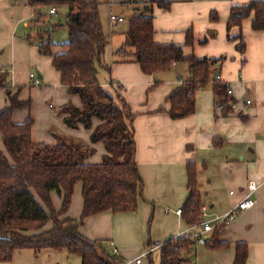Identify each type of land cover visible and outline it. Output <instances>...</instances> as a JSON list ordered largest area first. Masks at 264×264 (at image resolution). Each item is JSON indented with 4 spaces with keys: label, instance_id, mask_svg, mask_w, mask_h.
Masks as SVG:
<instances>
[{
    "label": "crops",
    "instance_id": "obj_1",
    "mask_svg": "<svg viewBox=\"0 0 264 264\" xmlns=\"http://www.w3.org/2000/svg\"><path fill=\"white\" fill-rule=\"evenodd\" d=\"M250 1L173 0L170 11L154 8V38L157 43L182 46L185 56L225 57L226 61L216 66L220 69V75L216 76H220L221 82L228 84L233 91L232 96H227L228 100H232V111L228 114L217 110L218 103L212 87L197 93L196 111L193 115L179 120L170 118L167 98L190 78L187 63L175 64L170 70L174 72L171 80L155 87L156 77L160 73L146 75L138 64H116L112 58L110 80L100 79L103 89L110 93L113 94L118 89L132 112L137 115L133 127L137 145L136 161L144 182V199L140 202L137 213L119 215H132L139 219L136 222L137 228H131L130 232L140 234V241H144L145 218L155 211L159 223L153 227L151 246L148 248L155 250L151 254L152 259L147 258L148 256L144 258L152 264L155 253L159 254L160 261L157 244L161 245L170 238L194 236L202 231L201 226H187L181 214L177 213L188 197L189 163L195 164L197 169L198 188L202 196L201 212L206 207L211 219L221 217L237 206L246 195L250 181H255L260 186L252 195L255 206L240 212L226 224L221 241L229 244V248L210 252L195 245L184 252L183 264H187L191 258H195L196 264H201L206 253H211L212 262L209 264H234L237 243L248 244L247 264H264V32L253 31V17L245 21L243 30L247 34V44L244 55L236 50L235 43L227 40L231 8ZM38 10L30 7L27 0H0V69L2 73L10 75L12 94L21 88L19 98L22 101H27L26 96L21 94L22 88L41 85L34 84L31 79V74H34L31 70L36 68L38 76L35 75L40 82L43 80L49 84L54 94L61 93V99L64 100L62 104L66 102V105L71 101L76 107H81L82 103L77 95L64 99V93L68 89L61 84V76L53 68L52 60L35 54L33 48L17 36L21 24L25 22L27 28L28 20L34 19ZM213 12L217 13L219 22L211 21ZM111 16L125 19L124 15ZM191 27L195 29L197 39L207 40L205 45L197 43L194 48L186 47L185 33ZM233 32L236 34L238 29ZM125 33L126 31L121 32L124 37ZM54 50L61 51L59 48ZM21 55L24 57L21 58ZM68 94L71 95L69 92ZM248 100L251 105H247ZM8 104L7 91L0 88V111ZM49 106L51 109L55 108L52 104ZM160 108L165 111L159 112ZM30 116L35 118L32 130L34 143L55 145L58 136L56 133L50 134L51 124H54L63 130L64 136L61 138H81L91 144L92 131L83 127L75 130L68 128L64 117L59 114L49 117L46 124L36 125L33 103L31 109L16 111L13 121L24 123ZM63 123L66 128L61 126ZM98 124L95 121L94 128ZM92 146L96 147V153L87 163L99 164L105 148L101 143ZM51 198L55 209L59 211L62 198L57 193H53ZM82 211V186L79 184L75 188L71 207L62 220L69 218L79 222ZM115 217L111 212L91 216L80 227V233L89 240L111 241L113 245V241L121 238V225L124 221L122 218L118 224H114ZM53 228L54 224L50 222L30 235H41ZM207 238L210 239L211 234ZM114 249L120 255V250L117 247ZM35 254L30 249L21 250L15 253L12 261L0 264H30Z\"/></svg>",
    "mask_w": 264,
    "mask_h": 264
},
{
    "label": "trees",
    "instance_id": "obj_2",
    "mask_svg": "<svg viewBox=\"0 0 264 264\" xmlns=\"http://www.w3.org/2000/svg\"><path fill=\"white\" fill-rule=\"evenodd\" d=\"M27 3L45 11L64 6L68 9V41L62 44L50 39L43 41L41 34L39 53L52 60L61 84L82 102L81 107L69 102L60 107L58 114L64 117L68 128L92 131L91 144H103L105 154L101 163L89 164L87 160L96 153L91 144L61 137H57L55 145L34 143V119L30 116L24 123L13 121L14 113L31 109L32 102L20 100V89L12 94L9 73H0V88L6 89L9 103L0 111V262H10L18 251L30 249L37 254L43 250H66L79 257L81 264H124L121 256L106 253L104 241H92L80 233V227L89 217L105 212L137 213L144 199V182L136 161L135 115L118 89L112 94L100 83L99 66H105L103 57L110 40L101 23L99 3L97 0H27ZM172 3L173 0H147L144 10L134 13L128 20L124 43L113 55L114 63H136L146 75L169 72L175 64L187 63L190 78L167 98L170 118L179 120L193 115L197 93L210 84L217 103L224 105L223 113L228 114L232 111V100L227 99L229 85L211 80L212 70L225 58L185 56L182 46L155 41L154 8L170 10ZM251 17L253 31L264 32V0H251L231 8L228 39L238 41L241 55L246 52L242 27ZM210 18L217 22V13L213 12ZM234 29L238 32L232 36ZM206 42V39L201 41ZM192 43L193 34L189 30L187 44ZM55 48L61 51L55 52ZM105 68L110 71L109 66ZM163 111L164 108L159 109ZM95 121L99 124L94 128ZM187 179L188 197L181 218L189 227L201 226L202 196L193 163L187 165ZM79 184L83 197L80 221L62 220ZM53 193L62 198L59 211L53 205ZM50 222L54 224L50 232L30 235ZM225 226L217 225L206 241L211 251L229 248V244L221 241ZM195 245L193 236L170 238L159 248L160 264H183L184 252ZM248 257V244L237 243L234 264H247Z\"/></svg>",
    "mask_w": 264,
    "mask_h": 264
},
{
    "label": "rangeland",
    "instance_id": "obj_3",
    "mask_svg": "<svg viewBox=\"0 0 264 264\" xmlns=\"http://www.w3.org/2000/svg\"><path fill=\"white\" fill-rule=\"evenodd\" d=\"M97 2L99 3V14H100L101 23L103 25L104 32L107 36H109V40H110V43L107 46L104 57H103V65L105 66L104 67L99 66V77L101 81H103L106 79L110 80L111 73H112L111 67L113 64V60H112L113 55L118 49H120V47L124 43L125 37L121 34V32L128 31V20L134 15L135 12H141L142 10H144L147 0H97ZM57 9H58V13L55 16L49 14L48 11L38 10L36 17L32 20L31 19L28 20L27 28H26L25 22H23L21 24V27L18 29L17 36L21 40L27 42L29 47L33 48V50L35 51V54L37 53V55L39 56L41 54L39 53L38 45L41 42V39H40L41 34L44 35L43 41H47L48 39H50L55 44H62L68 41L69 33H68L67 26H66L68 9L65 6L58 7ZM163 11L167 12L170 10H163ZM111 15H117V16L124 15L126 21L124 23H118V24L112 23L110 20ZM41 16H42V19H39L41 18ZM218 22H219V19H218ZM243 29L244 28L242 27V35H243L244 40L247 42V37H246L247 34L244 33ZM189 30H191L193 34L192 44H187V32ZM188 31H186L185 33L186 47L194 48V46L197 43H200L201 45H205L201 43V41H203L204 39L203 40L197 39V35H196L194 28L191 27L190 29H188ZM232 36H234V32H232ZM227 40H229L228 33H227ZM229 41L232 43H235V48L238 51L237 49L238 41H231V40ZM23 57L24 55H21V58ZM225 61L226 60H224V62ZM106 66L110 67V71H108L105 68ZM31 72L38 76V70H36V68H32ZM173 74H174L173 71L160 73L156 77L157 80H155V84H154L155 87L162 83L166 84L167 81L171 80ZM216 75H220L219 67H215L212 70V76H211L212 83L213 81H217L215 77ZM207 88L208 89L212 88V85L211 84L208 85L205 89ZM52 90L53 89H51L49 84L44 83L43 80H41L40 86L28 87L25 89L22 88L21 94L23 93L24 96H26L27 101L32 100L33 114L35 115L37 119L36 125L41 126L47 123V120L49 117L51 116L56 117L58 115V110L60 109V107H62L66 103L65 102L62 104L64 100L61 99V96H62L61 93L54 94ZM68 96H72V95H69L68 92L65 91L64 99H66ZM51 97H53V99H51ZM72 97H75V95H73ZM50 104L54 105L55 108L51 109L49 106ZM132 114L135 115L133 112ZM136 116L137 115H135V118ZM51 125H52V129L50 130L51 135L52 133H56L58 137L64 136L62 129H60L58 126L54 124H51ZM61 126L66 128L64 126V123ZM53 138L55 137L53 136ZM73 139L90 145L89 142L84 139H81V138H78V139L73 138ZM157 217H158L157 215L155 216V211H152L150 216L149 217L147 216L145 218V239L144 241H140L141 240L140 234L136 232H134L135 234H131L130 232L131 228H133V230L137 228L136 222L139 219H137L136 216H132V215L117 214L115 217L116 220L114 224H118L120 220L124 218L123 225H121L122 227L121 234H120L121 238H119V240L113 241L114 243L113 245L111 241L105 242L103 245V248L105 249L106 253L109 255H113L114 248L117 247L120 250L119 256L122 257V259L124 260V263L134 264L133 259H135L138 255L141 256L142 255L141 253L145 252L149 248V243L152 239L151 235H152L153 227L155 226V224L157 225L159 223V219H157ZM206 220H211V217L208 216ZM138 232L140 231L138 230ZM152 243L154 242L152 241ZM197 246L198 248L204 247L208 251L212 252L210 249L207 248L206 244H201V245L198 244ZM152 262L153 264L160 263L158 253H155L153 255ZM211 262H212L211 253H206V256L203 255L201 264H209ZM30 264H81V259L77 256L70 255L66 250H63V251L43 250L42 252L35 254V258H33ZM144 264H150V260L144 259ZM187 264H196L195 258L194 259L191 258Z\"/></svg>",
    "mask_w": 264,
    "mask_h": 264
},
{
    "label": "built area",
    "instance_id": "obj_4",
    "mask_svg": "<svg viewBox=\"0 0 264 264\" xmlns=\"http://www.w3.org/2000/svg\"><path fill=\"white\" fill-rule=\"evenodd\" d=\"M49 13L51 15H57V9L52 8L49 10ZM110 20L112 23H122L125 21L124 18L116 17V16H111ZM0 73H2L1 69H0ZM31 79H33L34 84L40 85L41 82L35 74H31ZM216 80L221 81V77L216 76ZM227 93H228V96L233 95V91L230 87H229ZM246 103H247V105H251V101H249V100ZM216 108L218 111H223L224 105L217 104ZM259 186L260 185L257 182L250 181L248 183V186H247L246 195L244 196L242 201L239 202V204L237 206H235L232 210H230L228 213L224 214L221 217H216V218L211 219V220H206V218L209 216V214H208V209L206 207H204L202 209V218L204 219L203 223L201 224V227H203L202 231H201V233L195 234L193 236V239L195 240L196 245L205 244L206 241L208 240L207 236H209L210 234L213 233V231L217 225H220V224L226 225V224H228L229 221L233 220L240 212H244V211L252 209L255 206V201L252 199V195L259 189ZM231 194H233V193H231ZM177 213L181 214V210H179ZM203 236H205V237H203ZM160 247H161V245L157 244L156 248H160ZM154 250L155 249L150 248L148 251L144 252L137 259L133 260V263L143 264L144 258H146ZM114 254L118 255V251L116 249H114ZM124 264H130V263H124Z\"/></svg>",
    "mask_w": 264,
    "mask_h": 264
}]
</instances>
